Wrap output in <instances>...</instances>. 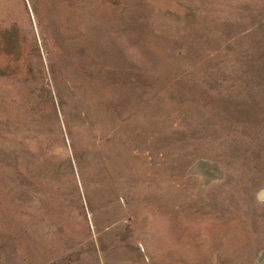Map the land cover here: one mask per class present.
<instances>
[{"label":"rangeland","instance_id":"rangeland-1","mask_svg":"<svg viewBox=\"0 0 264 264\" xmlns=\"http://www.w3.org/2000/svg\"><path fill=\"white\" fill-rule=\"evenodd\" d=\"M0 264H264V0H0Z\"/></svg>","mask_w":264,"mask_h":264}]
</instances>
